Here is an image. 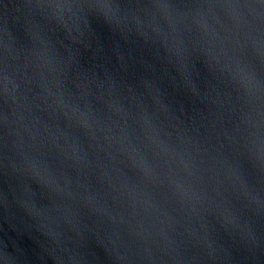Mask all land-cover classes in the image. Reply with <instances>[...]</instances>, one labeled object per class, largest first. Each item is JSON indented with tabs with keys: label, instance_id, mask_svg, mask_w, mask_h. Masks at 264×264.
<instances>
[{
	"label": "water",
	"instance_id": "95a60500",
	"mask_svg": "<svg viewBox=\"0 0 264 264\" xmlns=\"http://www.w3.org/2000/svg\"><path fill=\"white\" fill-rule=\"evenodd\" d=\"M0 264H264V0H0Z\"/></svg>",
	"mask_w": 264,
	"mask_h": 264
}]
</instances>
